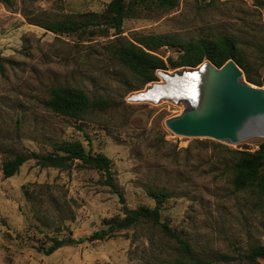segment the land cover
<instances>
[{
	"label": "rangeland",
	"instance_id": "obj_1",
	"mask_svg": "<svg viewBox=\"0 0 264 264\" xmlns=\"http://www.w3.org/2000/svg\"><path fill=\"white\" fill-rule=\"evenodd\" d=\"M110 1L12 0L8 6L0 0V264H171L182 255L176 240L150 222L105 240L89 238L108 226L104 219L124 215L119 194L96 168L42 167L30 159L4 177L5 160L19 153L45 155L57 142L76 139L113 160L115 182L129 208L154 206L148 188H166L172 197L162 221L197 256L210 264H250L245 257L251 247L264 245V198L257 190L235 189L234 151H254L264 138L232 145L173 133L166 120L180 115L186 103L135 101L134 94L165 80L156 72L158 81L143 84L113 51L117 37L229 36L256 82L251 83L264 87V0L138 5L128 10L119 34L99 28L56 33L35 24L81 20L86 12L104 11ZM181 52L159 50L166 61ZM167 65L163 70L172 73L183 68ZM52 86L83 88L91 99L104 97L117 106L79 117L57 113L46 106ZM53 238L65 245L45 254Z\"/></svg>",
	"mask_w": 264,
	"mask_h": 264
},
{
	"label": "trees",
	"instance_id": "obj_2",
	"mask_svg": "<svg viewBox=\"0 0 264 264\" xmlns=\"http://www.w3.org/2000/svg\"><path fill=\"white\" fill-rule=\"evenodd\" d=\"M8 6H12V0H3ZM157 3L159 6L174 8L178 0H111L102 12H86L81 20H58L54 22L35 23L56 32H77L87 30L93 32L94 28L105 30L108 33L114 29L116 34L122 32L128 10L138 5ZM93 28V29H92ZM118 45L113 53L121 62L141 77L143 84L158 81L157 69H168L167 62L173 69L180 67H196L206 60H210L216 66L221 67L229 59H234L246 74L250 82H255L246 66L236 41L229 36L217 38H199L197 40L181 41L174 35H141L133 40L117 37ZM180 47L182 52L177 60L168 57L167 61L159 54L164 47ZM256 83V82H255ZM258 85H262L257 83ZM46 106L52 111L64 115L79 117L90 110H105L117 106L113 100L101 97L91 99L83 88L71 86H52L50 99ZM209 140V139H207ZM238 158L234 163L233 184L236 190H257L261 198H264V142L254 150H239ZM35 159L42 167L70 168L75 163L82 166L96 168L106 174L105 184L119 194L123 204V216L104 219L108 225L106 228L95 231L89 238L91 240H105L114 237L121 230L129 229L141 222H150L160 225L168 236L175 239L181 249V256L175 258L171 264H210V259L197 256L191 243L184 239L168 223L162 221V211L165 203L172 197V192L166 188L149 187L148 194L154 199L155 205H140L129 208L123 191L115 182L112 172L113 160L102 152L87 150L80 140H62L54 145V151L45 155L32 152L29 154L19 153L15 157L3 162L2 171L5 178L15 175L20 167L28 160ZM54 243L47 249L45 254H51L64 246L63 240L53 238ZM246 260L254 264L258 259H264V245L257 244L251 247L246 255Z\"/></svg>",
	"mask_w": 264,
	"mask_h": 264
},
{
	"label": "water",
	"instance_id": "obj_3",
	"mask_svg": "<svg viewBox=\"0 0 264 264\" xmlns=\"http://www.w3.org/2000/svg\"><path fill=\"white\" fill-rule=\"evenodd\" d=\"M191 68H199L203 77L201 97L195 104L187 99L176 102L183 101L187 107L180 115L166 120V126L173 133L232 145L262 135L255 128L248 134L244 131L250 121L259 119L264 123V87L245 79L243 69L232 58L221 67L206 60ZM186 69L183 67L175 72L182 75Z\"/></svg>",
	"mask_w": 264,
	"mask_h": 264
},
{
	"label": "bare ground",
	"instance_id": "obj_4",
	"mask_svg": "<svg viewBox=\"0 0 264 264\" xmlns=\"http://www.w3.org/2000/svg\"><path fill=\"white\" fill-rule=\"evenodd\" d=\"M199 68H187L182 75L177 74V72H161L159 75L165 80V83L156 82L146 91L143 90L134 94V99L152 103H160L162 101L176 103L178 100L187 99L195 104L199 102L201 97L200 85L203 77ZM252 128L257 129V132H261L262 135L259 137L264 138V123L262 124L259 119L250 121L246 126V131H244L245 134H248Z\"/></svg>",
	"mask_w": 264,
	"mask_h": 264
},
{
	"label": "built area",
	"instance_id": "obj_5",
	"mask_svg": "<svg viewBox=\"0 0 264 264\" xmlns=\"http://www.w3.org/2000/svg\"><path fill=\"white\" fill-rule=\"evenodd\" d=\"M156 72H158V74H160L161 72H164V70L163 69H157ZM133 99H134V97H133Z\"/></svg>",
	"mask_w": 264,
	"mask_h": 264
}]
</instances>
